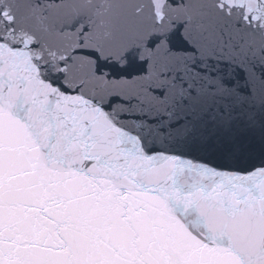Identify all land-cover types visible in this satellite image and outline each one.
<instances>
[{
	"label": "snow or ice",
	"instance_id": "obj_1",
	"mask_svg": "<svg viewBox=\"0 0 264 264\" xmlns=\"http://www.w3.org/2000/svg\"><path fill=\"white\" fill-rule=\"evenodd\" d=\"M0 264H264V0H0Z\"/></svg>",
	"mask_w": 264,
	"mask_h": 264
}]
</instances>
